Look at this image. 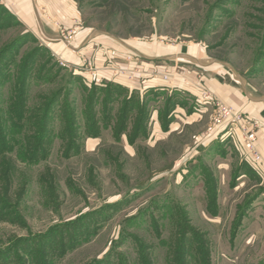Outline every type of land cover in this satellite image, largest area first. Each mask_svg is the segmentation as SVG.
Masks as SVG:
<instances>
[{
  "label": "rangeland",
  "instance_id": "rangeland-1",
  "mask_svg": "<svg viewBox=\"0 0 264 264\" xmlns=\"http://www.w3.org/2000/svg\"><path fill=\"white\" fill-rule=\"evenodd\" d=\"M74 2L81 24L125 43L201 47L216 78L264 98V0ZM54 49L0 3V264H264L262 187L233 175L244 143L196 147L207 118L153 143L148 122L134 141L130 94L111 88L104 118L101 83L94 100L86 64Z\"/></svg>",
  "mask_w": 264,
  "mask_h": 264
},
{
  "label": "crops",
  "instance_id": "crops-1",
  "mask_svg": "<svg viewBox=\"0 0 264 264\" xmlns=\"http://www.w3.org/2000/svg\"><path fill=\"white\" fill-rule=\"evenodd\" d=\"M0 3L11 9L32 32L53 40V44L48 40L50 46L68 64H86L85 71H91L89 85L98 87L97 82L103 88L118 85L128 94L134 93L141 101L145 100L146 124L152 122V129L147 134L151 143L158 140V135H169L177 132V128L198 125L207 118V124L197 136L196 147H232L240 153L246 131H241L237 125L242 127L249 123L254 126L259 161L256 163L239 156L233 175L235 181L242 177L247 184L251 183L250 188L260 185L259 200L264 204V98L255 96L251 88L238 87L223 79L220 82L216 78L219 74L214 73L219 69H213L217 63L212 62L201 47L192 46L182 51L147 42L125 43L113 34L97 31L91 24H81L74 0H0ZM78 55L86 57L83 63ZM136 64L141 66L144 74H137L132 81L126 80L121 72L132 70ZM167 64L172 73L177 68L184 70L186 82L177 75L172 76L173 85L149 79V73L161 68L158 65ZM199 82L216 103L231 110L222 123L215 122V102L200 103L197 98L199 92L191 84L198 85ZM189 99L192 101L188 102Z\"/></svg>",
  "mask_w": 264,
  "mask_h": 264
},
{
  "label": "built area",
  "instance_id": "built-area-1",
  "mask_svg": "<svg viewBox=\"0 0 264 264\" xmlns=\"http://www.w3.org/2000/svg\"><path fill=\"white\" fill-rule=\"evenodd\" d=\"M130 60V59H129ZM141 64V63H139ZM129 71H122V74L123 76H126L127 79L129 81H132L134 79V77L137 75V74H144L142 69H141V66L136 64L135 68H133L132 70L131 69H128ZM126 71V72H125ZM173 75H177L178 77L182 78L184 82H186L187 80V76H186V72L183 70H180L179 72H177V70L175 69L174 73H172L169 68L167 67H161L160 69L158 70H154L152 73H149L148 76H149V79L151 80H154V81H161V82H164L168 85H173V80H172V76ZM199 77V76H197ZM198 99L200 101V103H206V102H215V100L213 99V96L212 94L206 90L205 88L203 87H199V90H198ZM215 106L217 108V117H216V122L219 123V120L223 117H226L228 116L230 113H231V110L230 109H227L223 106H221L220 104L216 103L215 102ZM251 124L249 123H246L245 126H242V130L244 129V127L246 128L247 126L250 127ZM238 127V125H237ZM254 129L255 127L251 130V131H247L246 130V135L244 136V147L247 148V152L249 154V157L252 158H246V160H251V161H254V162H258L259 161V155L256 151V134L254 132ZM249 160V161H250Z\"/></svg>",
  "mask_w": 264,
  "mask_h": 264
},
{
  "label": "trees",
  "instance_id": "trees-1",
  "mask_svg": "<svg viewBox=\"0 0 264 264\" xmlns=\"http://www.w3.org/2000/svg\"><path fill=\"white\" fill-rule=\"evenodd\" d=\"M218 80L220 82H222V79L221 78H219ZM113 87H116L117 89H119V91H124L125 93H127V91L125 89H123L122 87H120L118 85H114V84L108 85L105 88H99L100 91L106 92V98L104 100V103H103L102 109H101L102 112L104 113V116L103 117L106 118V119L109 117L108 112L112 109V108L109 109V107H108L109 104L112 102V101H109L110 95H108V93L110 91H113L111 89ZM85 88H87V89L89 88L86 85V83H85ZM91 88H93L92 89L93 99L95 98L97 100V93L98 92H96V88H98V87L95 86V85H92ZM56 96H57V94H56ZM56 98L57 97H53V99L50 100L51 102H50V105L49 106H51L55 102ZM146 107H147L146 101L145 100L144 101H141L139 99L138 95H136L134 93L130 94L129 96L127 95V98L125 99L124 103L121 104V108H120V113L119 114H120V119L123 121L124 125L126 123V120L128 119L129 113L131 111H133V110H136L139 113L140 120H142L144 122V124H143V122H139L137 130L138 129L139 130L141 129L140 131H142V132L139 131L136 134V137L134 138V141L137 140L141 136H146V132L143 131V130H145V123H146V120L145 119L147 118V108ZM90 108H92L93 111H96L94 104L92 106V100L89 101V111L91 110ZM135 108H137V109H135ZM166 109L168 110V107ZM48 111H49V109H48ZM48 111L46 112V115H47ZM84 113H85V111H84ZM46 115H45V119L44 120H46V117H48ZM70 119H71L70 124H73L74 125V122H75L74 121V116L73 115H71V116L68 115L67 121L70 120ZM214 188H215V185H214ZM260 191H261V189L259 190V194H261ZM255 199H256V196L250 198L246 202V204H245V210L251 209V205L254 203V200Z\"/></svg>",
  "mask_w": 264,
  "mask_h": 264
},
{
  "label": "bare ground",
  "instance_id": "bare-ground-1",
  "mask_svg": "<svg viewBox=\"0 0 264 264\" xmlns=\"http://www.w3.org/2000/svg\"><path fill=\"white\" fill-rule=\"evenodd\" d=\"M45 40L47 41V42H49L48 40H50V39H47V38H45ZM50 41H53V40H50ZM53 44V43H52ZM59 44V43H58ZM61 44V43H60Z\"/></svg>",
  "mask_w": 264,
  "mask_h": 264
},
{
  "label": "water",
  "instance_id": "water-1",
  "mask_svg": "<svg viewBox=\"0 0 264 264\" xmlns=\"http://www.w3.org/2000/svg\"><path fill=\"white\" fill-rule=\"evenodd\" d=\"M52 43H54V41H52Z\"/></svg>",
  "mask_w": 264,
  "mask_h": 264
}]
</instances>
